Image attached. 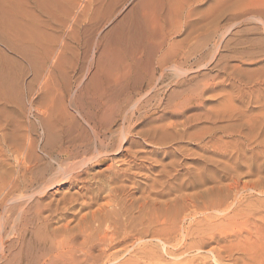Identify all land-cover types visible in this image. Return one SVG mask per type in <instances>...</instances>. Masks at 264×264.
I'll return each instance as SVG.
<instances>
[{"label":"bare ground","instance_id":"6f19581e","mask_svg":"<svg viewBox=\"0 0 264 264\" xmlns=\"http://www.w3.org/2000/svg\"><path fill=\"white\" fill-rule=\"evenodd\" d=\"M115 1L112 0L113 5ZM167 1L143 0L139 6L135 7V5V8L127 16L125 15V18H122L124 20H121L123 22L119 29L114 27L118 29V32L113 39L112 46H108L109 49L104 53L101 52L102 56L99 55V60H96L99 61L98 65L101 61H104L103 64L107 61L109 75L102 85H96L93 81L89 82L87 89L93 92V96L78 94L79 96L69 97L70 99L67 97L68 107L74 110L75 115L69 114V121L65 128L61 125L64 129L61 131L62 136L60 135L62 137V140H59L61 141L60 147L55 152H47L52 163L47 165L42 172L37 171L38 173L32 172L33 169L24 165L23 174L1 193V203L5 202L6 205L15 203L10 209L11 215L7 220L16 213L19 219L11 226L12 231L9 234L5 232L1 249L3 254L9 253V256L2 258L0 264H109L116 261L120 255H124V252H128L129 246L140 247L141 252H138L139 260L128 264H143L142 260L154 261L160 258L156 248H159L161 244L165 249L172 247L171 250L166 249L165 253L175 259L192 251L208 254V256L194 258L190 264H211V262L225 264L232 258L231 253L235 254L240 247L237 245L234 248L230 241L233 237L235 240L237 236L234 229L238 227L239 222H247L253 217L251 216L253 205L241 204V192H264V180L262 179L264 161L260 164V159L264 157V83L263 87L262 83H257V86L246 94L234 88L229 90L219 103L223 106V111L217 117L205 112L204 97L218 85L214 83L218 77L198 82V78L202 79L204 75L195 77L194 74H201V70L210 68V72L213 70L227 72L229 70L226 65L228 57L221 54L216 56L215 53L211 61L203 63L200 53L208 48L215 35L220 33L221 37L223 36L225 32L220 26V19L225 16L226 10L235 11L237 4L233 3L226 6V9L224 7L222 11L219 10L221 11L220 14L217 13L219 16L207 26V30L203 32L206 35L200 38L202 46L196 52L191 53L189 51L191 45L198 38H193V33H189L180 42L173 39L174 35L182 32L179 28L183 27V24L180 19H175L178 23L172 22L173 17L169 12L173 11V7L171 4L167 5ZM119 3L117 1L116 4ZM8 5L10 6L9 3ZM175 5L174 8H177ZM29 8L31 7L27 8L28 11ZM250 9L247 8L246 11ZM40 10L39 14L40 12H43L44 16L46 15L44 12L48 14L47 10ZM28 11L20 12L19 15L27 14ZM109 11H105L106 15ZM251 11L247 16L241 13V16L231 14L230 19L229 13L227 20L232 23L230 27L236 28L248 21L264 24V15L260 16L254 10ZM169 19L171 21L168 22ZM78 27L77 25L72 29L76 30ZM14 28L16 27L14 26L11 30L14 31ZM36 28L39 27L36 26ZM8 36L10 37L9 34ZM71 36L73 43L76 40L74 31ZM21 37L23 36H20V39ZM93 38L95 39L94 36ZM76 41L78 47H81V42L78 39ZM86 42L88 45L90 41ZM109 42L112 41L109 40ZM251 42L254 41L251 40ZM93 43L95 45V40ZM66 46L68 44L65 43L64 51L68 49ZM228 47L226 46L225 49ZM246 56L249 57L247 54ZM126 63L128 64L125 65ZM1 64L5 65L4 60ZM2 65L0 70L4 68ZM114 69L117 70L116 72L120 71L122 77L111 78V73L115 72ZM210 80L213 82L211 83ZM246 102L248 106H255V108L245 107ZM192 108L199 113L188 115L187 111ZM234 120L242 123L243 130L237 132L241 143L236 144L235 151L229 152L221 146L225 137L223 128H220L218 124L232 123ZM203 123H210L212 127L195 132L196 127ZM231 128L235 126L231 125ZM229 131L232 132V130ZM179 142H185L186 145H198L201 152H208L218 157H225L229 154L232 165L237 168L247 165L249 167L247 175L253 179L241 183V174L236 173L232 178V183L223 186L219 173L227 165H231L230 162L224 164L205 157L203 154H194L193 158L197 165L188 168L185 167V159L182 160L179 157H184L190 152L189 146H170L162 148L164 154L162 163L154 161L158 164L157 167H145L150 175L145 174L143 181H137L138 177L144 174L142 171L147 160L145 158L147 154L139 151L141 148L162 147ZM160 155L161 152L153 151L149 153L151 158L147 161H153ZM112 156L116 159H111ZM167 158H171V161L164 163ZM122 163L124 165H120ZM55 166H57V172L54 170ZM210 167L212 172L209 171ZM181 168L186 169V174L180 175ZM96 169H99L98 173L94 174L93 171ZM208 185L212 187L196 192L193 196L183 194L188 188L200 190ZM57 188L55 193L67 192L62 195V198L49 201L50 196H53L50 191ZM162 199L165 201L161 202ZM77 211L88 213H80L82 215L78 216L79 219ZM75 224L76 226L72 227ZM146 240L158 241L156 247L153 244H147ZM248 241L246 242L247 248L252 243ZM215 246H219L220 249ZM240 250L237 253H243ZM245 250L244 252L248 253L247 249ZM237 259L242 260L241 257ZM237 259L235 258L236 262L234 261L233 264L241 263ZM245 263L243 261V264Z\"/></svg>","mask_w":264,"mask_h":264},{"label":"rangeland","instance_id":"374dc122","mask_svg":"<svg viewBox=\"0 0 264 264\" xmlns=\"http://www.w3.org/2000/svg\"><path fill=\"white\" fill-rule=\"evenodd\" d=\"M0 1H1L0 2V13L2 15L6 14V16H2L0 14V18L2 19L0 20V25H1L0 28H4V29H0V32H1L0 33V39H1L0 40V52L2 51L0 53V64L3 63V60H4V63L6 65V68H5V65L1 64L2 67L4 68L3 70H0V74H1L0 77L2 76V74H4L3 78L1 77L3 80L0 78V88H2L3 86L2 90L0 89V95H2L0 96V196H1V193L3 192V190L9 187L10 185H12L14 181L17 180L23 174V170L25 168L24 165L33 169L31 170L32 172L35 173L36 171V173H38V172H42L47 165L52 163L51 157L49 156V154H47V152L48 153L55 152L60 147L61 141L59 140H62L61 131H63L62 129H64L65 125L68 123L69 116L75 115L74 110L68 107L69 106L68 101L70 99L69 97L72 98V97L79 96L78 94L82 96L83 95L89 96V97L93 96L92 95L93 92L87 89L90 83L93 81V82H96L94 83L96 85L97 84L102 85L106 77L109 75V65L107 64V61L105 62V64H103L104 61H101L100 64L98 65L99 61L97 62L96 60H99L98 58L100 57L98 56L99 55L102 56V53H104L107 49H109V47L112 46L111 44H113V39L115 38L118 32L119 26L123 22V21L121 22V20H124L122 18H125L132 11V9L139 6V4H141L143 0H122V1L117 0L118 3L121 2L118 5L116 4L117 1L115 0H113L115 1L114 5H113L112 0H45V1L44 0H34L37 4L33 0H4V1L0 0ZM13 2H15L16 4ZM8 3L10 4V6L8 5ZM233 3L237 4L236 10L235 11L226 10L224 12L226 13L225 16H223V18L220 19V26L223 28V31L225 33L223 34L222 37L220 33L218 35H215L216 37L214 36L212 42H210L208 45V48H207L208 50L205 49L202 51V53H200V55L202 56L201 58H203L202 59L203 63L204 62L207 63L211 61V59L215 56V53H216V56L221 54L222 56L228 57L226 65L229 70L227 72H221L217 70H213L212 72H210L209 71L211 69L210 68L209 70H201L200 72L201 74H194L195 77L196 76L202 77L204 75L202 79L198 78L197 80L198 82H202V80L205 81L208 79H212L214 77L215 78L218 77L216 82H214V83H217L218 85L215 88H213L211 92H208L206 96L204 97L205 102H206V106H204L205 107L204 111L207 112L209 115L216 116V117L218 115H221L223 111V106L219 104L222 100V97H224L226 93L232 88L240 90L242 94H246V92L256 87L257 83H260V84L262 83V87H263V83H264L263 82L264 81V49H263L264 48V33H263L264 24L253 22V21H248L246 22V24H242L236 28H233V27H230V25L232 24L231 21L227 19H228L229 13H230L229 19L230 17H232L231 14H233V16L234 15L241 16V14H244L243 16H247L249 15L248 13H250L251 9H252L251 12H253L254 10L257 14H260V16L264 15V0H168L167 1V5L171 4V6L173 7L172 8L173 11L169 12L171 13L173 17L172 22L178 23L176 22L175 19H180L183 24L182 25L183 27L179 28L182 32L178 33L177 35H174L173 39L175 41L180 42L189 33H193L192 34V37L194 36L193 38H198V40L196 39L195 41H193L191 45V48L189 50L191 53L196 52V50H198V48L202 46L200 45L201 44L200 38L206 35L203 32L207 30V26L217 16H219L217 15V13L219 12L218 14H220L224 7L226 9L227 8L226 6H229ZM109 4L110 5L112 4L113 6L112 5L109 6ZM22 5H24L23 6L24 8L22 7ZM25 5H27V7H25ZM174 5L175 7L177 6L178 9L174 8ZM28 7H31L29 8V11L27 10ZM107 7H108V10H107ZM247 8L248 9L251 8V9L248 10L247 12L246 11ZM40 9L44 11L47 10L48 14L47 12H44V14L46 13L45 16L42 14L43 12H40L39 14ZM96 10H98V12ZM2 11L3 12L5 11V12L3 13ZM26 11H28L27 14L29 16H27L26 13L23 14L24 16L19 15L20 12H26ZM100 11L102 13H100ZM105 11H109V13L107 12L108 14L106 15ZM92 14H95V15H92ZM100 15H103V16L101 17ZM92 18H95L97 21L95 19L92 20ZM3 20H6L5 21L6 23ZM32 20L33 21L37 20V22L35 21L36 24L33 23ZM94 21L97 24H95ZM169 21H171V19H169L168 22ZM226 21L228 22L225 23ZM88 22L90 25L88 24ZM249 22H251V24H249ZM38 23H40L42 26H40V24ZM2 24H3V27H2ZM46 24L50 26L47 27L48 25ZM75 24H77L79 27L78 29L73 30L74 27L77 26ZM87 24L89 25V27ZM93 25L94 27H92ZM14 26L16 27L14 28V31L16 32L11 30ZM36 26L39 28H36ZM17 27H20V28H17ZM114 27H117L118 29L116 28L117 29L116 30ZM50 28L52 29V31ZM5 29L7 30L5 31ZM90 29L91 31H89ZM227 29L229 30L227 31ZM30 31L31 32L34 31L33 34ZM58 31L59 32L61 31L60 32L61 34L57 33ZM73 31L75 33L76 40L78 39V41L81 42L82 44L81 47H78V43L76 40H74L75 42L73 41L72 43L71 33ZM7 32L10 35V37L8 36ZM17 33L23 37H21L20 39V36L16 35ZM53 33H55L56 35ZM64 33L67 37H64L65 36ZM29 36L31 37V39ZM93 36L95 37V39L93 38ZM110 36L111 38H109ZM17 38L19 39L17 40ZM10 39L12 41H10ZM93 39L95 40V45L93 43L94 42ZM13 40H16V41L14 42ZM88 40L90 42L87 45L86 41ZM109 40L112 42H109ZM251 40L254 42L252 43ZM249 41H250V44H249ZM26 42L27 44H25ZM65 43L68 44V46L66 47H68L69 50L67 49L66 51H64ZM243 44H245L246 46H244ZM104 45H105V49H104ZM226 46L227 47L229 46L227 48L228 50L225 49ZM86 52L88 53V55ZM83 54L87 56L85 57V55ZM246 54L249 55V57L246 56ZM82 58L83 60H85L84 62L82 61ZM6 59L7 61L11 60L9 65H8L9 61L5 62ZM81 63L84 65H82ZM128 63H126L125 65H127ZM7 66L9 69L7 68ZM73 66H74V69H73ZM6 69H8L9 71L7 70L6 72ZM114 71L115 72L111 73L112 75L111 78L122 77V75H120L121 73L120 71L116 72L117 71L116 69H114ZM9 72H12V73L9 74ZM5 74H7V76ZM98 76H100V78ZM61 79L63 82L61 81ZM224 80L226 81L224 82ZM2 81H4V83ZM210 81L211 83L213 82L212 80ZM1 83H3V85ZM4 85H5L6 91L5 90L3 91ZM83 91H86V92H83ZM245 104H246L245 107H249L251 109L255 108V106H248L247 102ZM198 113L199 111H197L195 108H192V110L187 111L188 115H196ZM61 125H63L64 128ZM231 125L235 126V128H231ZM218 126L220 128H223V135L225 137L222 140L221 146L226 148L229 152L235 151L236 144L241 143V139L239 138L237 132H239L240 130H243L242 123L239 120L238 121L234 120L232 123L222 122L218 124ZM197 127H196V131L194 130L195 132L199 131L200 129L211 128L212 125L210 123H203L202 125L199 124ZM229 130H232V132ZM33 144H35V146H33ZM54 146L57 148H55ZM170 146H173V147L189 146L188 149L190 150V152H188V154L184 157H179V159H182V160L185 159L184 160V163L186 164L185 167H188V168H192L197 165V162L194 161V158H193V156H195L194 154H200V155L203 154L205 157H210L213 160L220 161L221 163H224V164H227L230 162L231 165H227L225 169L223 171H220L219 173V176L221 178V183L223 184V186L230 185L232 183V178L236 173L241 174L240 176L241 183L249 182L251 181V179H253L247 175V169L249 168L247 165L239 166V168L235 167V165H232L229 154L225 155V157H218L208 152L207 153L201 152L198 149V145H194V144L186 145L185 142H179L178 144L172 143L171 145L162 146V147L151 146V147L141 148L139 151H143L145 155L147 154L146 155L147 157H145L147 158V160L151 158L149 156V153L153 151L155 152L159 151L161 152V155L158 158H154L153 161L146 160V163L144 164V169L142 171V173L144 174L142 175L140 174L141 176L138 177L137 181H140V182L143 181L142 178L144 179L145 174L150 175L147 172L145 167H157L158 164L154 161L161 162L163 159V155H164L162 152L164 147H170ZM111 159L115 160L116 158L115 156H112ZM170 161H171V158H167L165 159L164 163H169ZM263 161H264V157L260 159V164ZM20 164L22 166H20ZM120 165H124V163ZM56 169H57V166H55L54 168L55 172H57ZM98 170L99 169L94 170L93 173L94 174L98 173ZM185 170L186 169L181 168L179 171L180 175L186 174L187 171ZM157 171H158V168H157ZM209 171L212 172L211 167L209 168ZM210 172L209 174L212 176ZM263 177L262 179L264 180ZM144 182L146 181L144 180ZM206 187L205 188L202 187V189L200 190L198 188L197 189L188 188L185 192H183V194L193 196V194H195L196 192H199L204 189H207V190L210 189L212 185H208ZM57 190L58 188L50 191V194H53L54 197L51 195L50 196L51 199L49 201H54V200L56 201V199L62 198L63 197L62 195H64V193L67 192V191L65 192L60 191L59 193H55ZM240 200H241V204H243L244 206L253 205L252 211H251V214H252L251 216L253 217L249 219V221L247 222H243V223L239 222L237 224L238 227H235L234 233L238 237L235 236V240H233L234 239L233 237L231 238L230 241L232 242L234 248H236L237 245L240 247H238V250L235 251V254L231 253V256L233 255L232 258L230 259L231 261L229 260L225 264H233L235 261V258L237 259L240 257L242 258V260L237 259L239 262H241L240 264H243V261L246 262L245 264H264V192L263 193L252 192V191L245 192V193L241 192ZM163 201H165V199H162L161 202ZM14 205L15 203L6 205L5 202L4 203L0 202V260L4 257L9 256V253L3 254L2 249H1L2 240H3V237L5 236V232L9 234L12 231L11 226H13L19 219L18 213H16L15 216H12L9 220H7L8 216L11 215L10 209ZM82 212L88 213L89 210L88 212L87 211H82ZM82 212L77 211L76 213L77 218L80 219V217H78L79 215L86 214ZM74 226H76V224L73 225L72 227ZM243 238H245L246 240L248 239L252 241L251 244L248 243L251 247L249 246V248H247L248 245L246 242L248 240L246 241L244 239L246 241L245 242ZM238 239L239 241H241V243L237 241ZM242 240L244 241L243 246H242V242H243ZM146 241L148 242V243L146 242L147 244H153V246L157 245L156 242H158L156 240H150V241L146 240ZM153 242H155V244ZM159 245L160 244L158 243V246ZM225 245H228V244H225ZM132 247L133 246H129L128 249L130 250H127L126 248L125 251L127 250L128 252L125 253L123 251L124 255H120L116 261H112L109 264H128L131 261L139 260V257L137 258V256H138V252L139 253L141 252V248L140 247L132 248ZM215 247L217 249H220L219 246H215ZM156 249H157V254L160 256V258L154 261L147 259L149 263L147 260L145 261L142 260V263L144 262L143 264H147V263L148 264H180V263L190 264L194 258L208 256L206 252L200 253L197 251L196 252L192 251L191 253L185 254L181 258L175 259L165 253L167 251L166 249H170V247L168 248L166 247L165 249L164 246L161 244L159 248H156ZM245 249H247L248 253L244 252ZM239 250L243 251V253L242 252L237 253ZM211 264H215V263L211 262Z\"/></svg>","mask_w":264,"mask_h":264}]
</instances>
